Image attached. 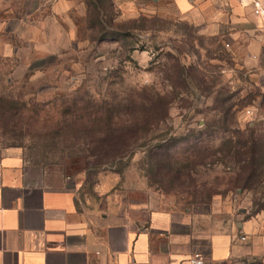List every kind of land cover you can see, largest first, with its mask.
Instances as JSON below:
<instances>
[{
	"label": "rangeland",
	"instance_id": "obj_1",
	"mask_svg": "<svg viewBox=\"0 0 264 264\" xmlns=\"http://www.w3.org/2000/svg\"><path fill=\"white\" fill-rule=\"evenodd\" d=\"M46 1L0 0V160L17 153L53 180L70 179L87 207L128 190L160 209L211 210L216 224L264 225V172L245 187L239 167L219 161L229 136L220 100L232 107L230 129L264 139L248 70L239 89L225 71L245 58L175 0H85L86 12L62 18ZM50 40L59 47H36ZM114 143L124 147L111 152Z\"/></svg>",
	"mask_w": 264,
	"mask_h": 264
},
{
	"label": "crops",
	"instance_id": "obj_2",
	"mask_svg": "<svg viewBox=\"0 0 264 264\" xmlns=\"http://www.w3.org/2000/svg\"><path fill=\"white\" fill-rule=\"evenodd\" d=\"M49 2L55 18L87 11L85 0H47L46 5ZM175 3L184 16L205 21L208 34L224 38L228 48L245 58L225 71L233 72L231 84L239 89L240 75L248 70L246 80L264 112V19L241 0ZM44 6L38 3L35 11ZM44 24L32 22L31 27ZM57 24L55 32L61 34ZM36 47L59 44L50 40ZM6 157L0 160V264H189L196 252L213 262L235 264L264 258L261 220L216 224L211 210L160 209L150 199L135 201L128 190L111 195L105 207H87L70 179L53 180L25 165L20 154Z\"/></svg>",
	"mask_w": 264,
	"mask_h": 264
},
{
	"label": "trees",
	"instance_id": "obj_3",
	"mask_svg": "<svg viewBox=\"0 0 264 264\" xmlns=\"http://www.w3.org/2000/svg\"><path fill=\"white\" fill-rule=\"evenodd\" d=\"M100 4H102V0H94L92 2L95 8H98ZM227 101L228 99L218 102V106L222 107V112L225 113V118L221 122L220 129H223L224 132L229 135L220 145L219 153L221 158L218 160L222 161V163H235L236 167H239V171L246 175L244 186L249 187L264 172V139L256 137L252 129L248 130L249 132L246 133H242L240 130L230 129L229 125H233L234 114L230 115L232 107L224 109L223 106ZM166 111L165 106L161 114L156 113L155 116H151L153 117L152 119L148 118L147 126L162 121L167 115ZM114 145H116V147H124V145H118L117 143L110 144L106 147L112 152L111 149L115 147Z\"/></svg>",
	"mask_w": 264,
	"mask_h": 264
},
{
	"label": "built area",
	"instance_id": "obj_4",
	"mask_svg": "<svg viewBox=\"0 0 264 264\" xmlns=\"http://www.w3.org/2000/svg\"><path fill=\"white\" fill-rule=\"evenodd\" d=\"M243 2L248 3L252 6L253 13L255 16L264 19V1L263 0H241ZM228 47V46H227ZM252 114L256 115L253 110L248 109L247 115ZM254 119L262 121V116H253ZM243 240H245V237H242ZM189 264H235L232 261H224V262H213L208 260L204 255L201 253H194L189 260Z\"/></svg>",
	"mask_w": 264,
	"mask_h": 264
}]
</instances>
